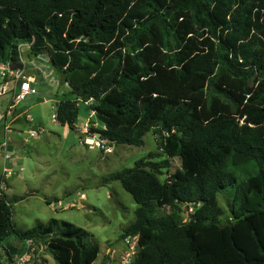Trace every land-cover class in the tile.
I'll list each match as a JSON object with an SVG mask.
<instances>
[{
    "label": "trees",
    "instance_id": "16d2710c",
    "mask_svg": "<svg viewBox=\"0 0 264 264\" xmlns=\"http://www.w3.org/2000/svg\"><path fill=\"white\" fill-rule=\"evenodd\" d=\"M20 41L63 72L60 124L76 131L91 100L109 145L152 130L177 143L175 171L149 152L107 178L138 204L122 234L139 236L130 264H264V0H0V60L15 69ZM12 206L0 191V264L50 234L59 264L97 261L92 232L57 218L21 230Z\"/></svg>",
    "mask_w": 264,
    "mask_h": 264
},
{
    "label": "rangeland",
    "instance_id": "374dc122",
    "mask_svg": "<svg viewBox=\"0 0 264 264\" xmlns=\"http://www.w3.org/2000/svg\"><path fill=\"white\" fill-rule=\"evenodd\" d=\"M16 50L25 69L27 67L26 70L22 68L24 73L32 77L35 92L20 104L29 110L32 119H22V124L14 121L8 136L0 143V186L6 187L5 191L0 187V191H4L13 202L14 223L21 230H26L51 218L72 222L92 232L99 242L101 252L94 264L108 261L120 264L126 254L122 234L135 219L138 204L119 180L109 181L107 178L133 166L137 159L149 152H160L168 157L171 171H175L180 168V160L171 157L170 149L176 148L177 143L168 133L152 130L144 136L142 146L124 143L109 145L104 140L100 146L89 147L83 142L84 138L94 135L99 140L97 131L92 128L103 127L89 108L91 100L80 101L76 131L60 124L53 117L57 110L55 97L61 100L70 91L63 72L51 65L48 53L35 58H32L34 55L29 56L27 42L20 41ZM4 63L0 60V66ZM7 105L8 102L0 101L1 113ZM34 125L40 129L33 131ZM1 132L0 127V140L4 137ZM9 138L19 141V144L15 141L18 149L8 151V144L5 146L4 143ZM4 152L10 155L7 159L12 164L7 163L9 166H6L11 173L4 172ZM166 176L163 174L161 178ZM231 199L230 190L219 196L220 204L226 210L224 220L229 217ZM159 212H170V208H161ZM177 217L180 222L189 220V210L185 208ZM53 237L54 234H50L33 239L34 247H45L44 251L36 248L33 264H59L52 252ZM8 240L16 241L14 237ZM5 243L0 244L2 253ZM1 260L4 262L5 258Z\"/></svg>",
    "mask_w": 264,
    "mask_h": 264
},
{
    "label": "built area",
    "instance_id": "2783aa9c",
    "mask_svg": "<svg viewBox=\"0 0 264 264\" xmlns=\"http://www.w3.org/2000/svg\"><path fill=\"white\" fill-rule=\"evenodd\" d=\"M0 79L4 82L0 85V98L3 97L5 93L9 90L10 86L8 85V82L10 81V79L14 81L15 87L18 85V82H20V92L14 95L12 103L8 107L9 112H12L15 109L21 99L33 92L31 77L27 76L22 68L15 69L11 66L10 63H4L2 64V66H0ZM53 117L54 119H56V114H54ZM3 118L4 115H0V120H2ZM10 126V123H6V129H10ZM103 141L104 140H101L100 138L99 140L96 139V136L94 135H89L84 138L83 142L89 147H93L100 146L101 142ZM4 145L6 146L7 142H5ZM5 156L7 158H10V155H8L7 152ZM6 170L9 171L7 168H5L4 172ZM6 173L7 172H5V174ZM9 173L11 172L9 171ZM2 186L3 185H1L0 187L2 188ZM81 197L84 198L85 195L82 194ZM59 203L61 202L59 201ZM73 205H76V203L73 202ZM138 240V235L127 236L125 238L126 254L122 258V263L120 264H130L132 262L138 252ZM36 248L40 251H44L45 249L44 246L34 247L33 238L25 239L22 252H18L14 255L13 262H6L5 264H33L32 258L34 256V251L36 250ZM107 264H112V262L108 261Z\"/></svg>",
    "mask_w": 264,
    "mask_h": 264
},
{
    "label": "crops",
    "instance_id": "0c3cea01",
    "mask_svg": "<svg viewBox=\"0 0 264 264\" xmlns=\"http://www.w3.org/2000/svg\"><path fill=\"white\" fill-rule=\"evenodd\" d=\"M24 69H25V64H24ZM26 69H27V67H26ZM25 69V70H26ZM27 74V73H26ZM28 75V74H27ZM31 77V76H30ZM8 79V78H7ZM31 79H32V77H31ZM53 81V80H52ZM2 83H4L3 81H1V79H0V85L2 84ZM8 85L10 86V88H9V90L5 93V95L3 96V97H1L0 98V101L2 102H8V105L6 106V109H5V111H3V113H1L0 112V115H4V118L2 119V120H0V127H1V129H2V135L4 136L3 137V139H1L0 140V143L1 142H4V140H5V136L7 137L8 135H7V132L9 131V130H11L12 129V123L14 122V121H16L17 122V124H22L21 123V121L20 120H22V119H25V120H27V121H30L31 119H32V117H31V115L28 113V109L27 108H23L22 106H20V104H21V101L22 100H25L29 95H33L34 94V92H35V90H34V86H33V80H32V88H33V92L32 93H30V94H28V95H26L23 99H21L20 100V102H19V104L15 107V109L12 111V112H9V110H8V107H9V105L12 103V100H13V97H14V95L15 94H18L19 92H20V82H18V85L15 87V84H14V81L13 80H11L10 79V81L8 82ZM52 99V98H51ZM51 99H49V100H51ZM55 99H56V105L58 104V102H59V99H57V97H55ZM24 117V118H23ZM17 119H19V120H17ZM59 122V121H58ZM6 123H10V129H6ZM60 123V122H59ZM40 128L39 127H37V129L35 130V131H38ZM33 131H34V129H32ZM15 141H18V140H13V139H11L10 140V138H9V140L7 141L8 143H10L12 146H13V148L14 149H18V147H16V143H15ZM7 143V144H8ZM17 144H19V141L17 142ZM7 154H8V152H7ZM6 155V152H4V156ZM9 155V154H8ZM5 159H6V161H5V168H7V169H9L7 166H9V165H7V163H11V161L9 162V160L7 159V157L5 156ZM12 164V163H11ZM14 164V163H13ZM7 165V166H6ZM15 165V164H14ZM12 166V165H11ZM4 167H3V170H4ZM9 176H7V178H8ZM6 178V179H7ZM3 187V189H4V191H5V189H6V187L5 186H2Z\"/></svg>",
    "mask_w": 264,
    "mask_h": 264
},
{
    "label": "water",
    "instance_id": "95a60500",
    "mask_svg": "<svg viewBox=\"0 0 264 264\" xmlns=\"http://www.w3.org/2000/svg\"><path fill=\"white\" fill-rule=\"evenodd\" d=\"M32 129L36 130V129H37V126L34 125V126L32 127ZM7 149H8V151H12V150H14L13 146H12L10 143H8Z\"/></svg>",
    "mask_w": 264,
    "mask_h": 264
}]
</instances>
